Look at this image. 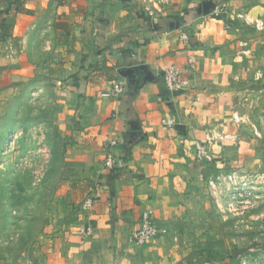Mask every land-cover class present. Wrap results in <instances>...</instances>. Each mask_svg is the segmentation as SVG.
Instances as JSON below:
<instances>
[{"label": "crops", "instance_id": "0c3cea01", "mask_svg": "<svg viewBox=\"0 0 264 264\" xmlns=\"http://www.w3.org/2000/svg\"><path fill=\"white\" fill-rule=\"evenodd\" d=\"M218 7L183 14L164 7L151 17L139 0H0V47L16 42L29 53L38 43L49 53L52 124L65 143L64 159L78 171L71 189L82 202L93 200L89 210L81 202L77 212L63 214L68 223L53 234L46 264H134L141 248L133 250L130 234L142 211L163 225L200 207L206 166L215 164L196 158L195 141L215 161L245 150L219 136L248 140V126L231 122L234 112L255 128L264 121L257 65L264 57V0H251L244 11L260 28L226 30ZM233 7L230 15L238 13ZM189 53L196 56L191 88L168 95L162 73L183 67ZM117 83L123 91L112 96ZM164 118L175 124L164 126ZM108 152L122 165L106 167Z\"/></svg>", "mask_w": 264, "mask_h": 264}, {"label": "rangeland", "instance_id": "374dc122", "mask_svg": "<svg viewBox=\"0 0 264 264\" xmlns=\"http://www.w3.org/2000/svg\"><path fill=\"white\" fill-rule=\"evenodd\" d=\"M139 1L153 11L151 17L164 7L183 14L219 5L226 30L255 27L237 17L247 15L251 0H226L229 5L220 0ZM232 6L236 15L229 14ZM15 43L0 47V264H46L53 234L68 223L63 214L77 212L82 195L71 189L69 178L78 171L64 159L65 143L52 124L49 53L38 43L29 53ZM260 57L257 65L264 77ZM244 123L236 125L248 126V140L236 141L234 135L227 143L242 142L245 150H232L219 161L208 156L215 164L209 177L234 172L236 181L221 179L210 189L206 178L199 209L158 223L166 233L155 238L151 250L142 249L149 243H133L134 251L141 248L134 264H264V121L257 128Z\"/></svg>", "mask_w": 264, "mask_h": 264}, {"label": "built area", "instance_id": "2783aa9c", "mask_svg": "<svg viewBox=\"0 0 264 264\" xmlns=\"http://www.w3.org/2000/svg\"><path fill=\"white\" fill-rule=\"evenodd\" d=\"M226 8L224 9V13H226ZM149 14L152 15L153 11L149 10ZM237 17L242 18V20L246 23H253L256 28H260L263 26V24L258 20L254 19L252 20L247 15L238 14ZM225 28H228V25L224 26ZM179 40L185 45H190V39L189 35L185 32L179 33ZM196 66V56L193 53H189L186 57L185 63L183 67H177L176 65H170L167 66L163 73H162V85L167 91L168 95L177 94L180 92H185L191 88L192 85V79L191 75L193 74ZM123 91V86L121 83H117L111 90L110 95H118L121 94ZM230 120L233 124L236 125V123L243 122L242 116H240L238 113L234 112L232 113ZM162 124L164 126L171 127L175 124V121L170 118H164L161 120ZM219 138H225L227 140H232L234 138V134L227 133L222 136H219ZM194 153L197 159H206L211 160L209 158V152L206 149L203 142L195 141L194 143ZM104 164L108 168H114L115 165L121 166V162L118 160L116 161L113 157V155L108 152ZM228 181L231 183H234L237 179L236 173H228L227 175H223L221 177H217L215 180L212 176L207 177V185L210 189H213L216 186L217 181ZM93 200L92 197H87L82 203H81V209L82 210H89L92 207ZM92 233V228L89 225H86V227L83 230V234L85 236H89ZM166 233V228L160 226L154 216L152 215L151 211L144 210L141 213L140 216V224L139 226L131 232L130 239L133 243H135L138 246H143L149 241L163 235Z\"/></svg>", "mask_w": 264, "mask_h": 264}, {"label": "trees", "instance_id": "16d2710c", "mask_svg": "<svg viewBox=\"0 0 264 264\" xmlns=\"http://www.w3.org/2000/svg\"><path fill=\"white\" fill-rule=\"evenodd\" d=\"M190 41H191V43H192V40H191V39H190ZM208 168H213V169H214V166L209 165ZM208 174H209V172H208ZM208 174H207V176H208ZM207 176H206V177H207Z\"/></svg>", "mask_w": 264, "mask_h": 264}]
</instances>
